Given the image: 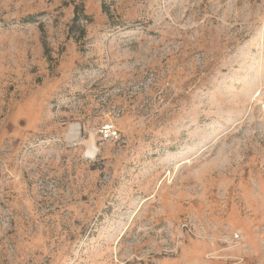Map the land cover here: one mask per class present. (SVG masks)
<instances>
[{
    "label": "rangeland",
    "instance_id": "rangeland-1",
    "mask_svg": "<svg viewBox=\"0 0 264 264\" xmlns=\"http://www.w3.org/2000/svg\"><path fill=\"white\" fill-rule=\"evenodd\" d=\"M227 263L264 264V0H0V264Z\"/></svg>",
    "mask_w": 264,
    "mask_h": 264
},
{
    "label": "built area",
    "instance_id": "built-area-1",
    "mask_svg": "<svg viewBox=\"0 0 264 264\" xmlns=\"http://www.w3.org/2000/svg\"><path fill=\"white\" fill-rule=\"evenodd\" d=\"M120 136V130L119 128L113 123V122H105L102 124L100 131H99V138L102 141H111ZM231 242L233 243H239L241 240V234L238 232H234L230 237ZM240 259L243 261L244 258L240 257ZM230 264V263H227Z\"/></svg>",
    "mask_w": 264,
    "mask_h": 264
},
{
    "label": "bare ground",
    "instance_id": "bare-ground-1",
    "mask_svg": "<svg viewBox=\"0 0 264 264\" xmlns=\"http://www.w3.org/2000/svg\"><path fill=\"white\" fill-rule=\"evenodd\" d=\"M81 133H82V131H81V128L79 127V125H77V124L71 125V130H70V133H69V137L70 138H77V137H79V135ZM89 142H90V146H89L88 153L89 154H95L97 152V146L95 144L94 135L91 136V138L89 139Z\"/></svg>",
    "mask_w": 264,
    "mask_h": 264
}]
</instances>
